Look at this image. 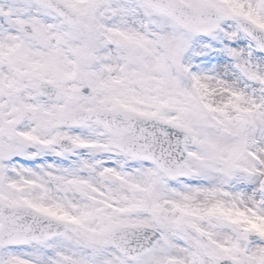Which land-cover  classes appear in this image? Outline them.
<instances>
[{
  "label": "snow or ice",
  "instance_id": "obj_1",
  "mask_svg": "<svg viewBox=\"0 0 264 264\" xmlns=\"http://www.w3.org/2000/svg\"><path fill=\"white\" fill-rule=\"evenodd\" d=\"M0 264H264V0H0Z\"/></svg>",
  "mask_w": 264,
  "mask_h": 264
}]
</instances>
